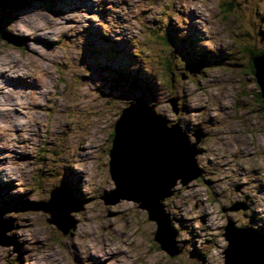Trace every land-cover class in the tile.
I'll use <instances>...</instances> for the list:
<instances>
[{
  "label": "rangeland",
  "instance_id": "rangeland-1",
  "mask_svg": "<svg viewBox=\"0 0 264 264\" xmlns=\"http://www.w3.org/2000/svg\"><path fill=\"white\" fill-rule=\"evenodd\" d=\"M31 19L56 29L50 43L21 42L15 25ZM251 51H264V0H0V62L20 67L0 70V83L11 85L0 103L12 102L11 112L0 110V229L11 226L0 234V264H225L230 221L264 231V111ZM200 62L196 74L187 68ZM138 98L169 124L207 133L198 144L202 175L179 181L163 201L182 248L174 256L154 239L146 209L102 198L115 189V122ZM25 107L30 131L18 133ZM58 186L80 208L68 214L67 233L43 210ZM240 202L245 209H231Z\"/></svg>",
  "mask_w": 264,
  "mask_h": 264
},
{
  "label": "water",
  "instance_id": "water-1",
  "mask_svg": "<svg viewBox=\"0 0 264 264\" xmlns=\"http://www.w3.org/2000/svg\"><path fill=\"white\" fill-rule=\"evenodd\" d=\"M252 64L254 79L264 100V56H254ZM202 67L201 62L196 69L187 66L194 74ZM177 101L176 97L167 101L172 104L174 113L179 112ZM206 135L201 128L189 134L179 122L169 124L155 104L140 98L123 108L115 122L109 150L110 174L115 189L102 198L110 204L122 199L131 200L139 208L146 209L148 218L157 224L154 239L171 256L179 254L182 248L175 246L176 233L171 231V219L163 201L174 192L173 187L179 181L186 184L202 175L197 154L198 144ZM191 136L196 138L195 141ZM71 193V189L58 186L43 205V210L51 215L48 222L55 223L64 233L72 225V222L68 226L65 224L66 221L69 223L68 214L80 209L69 204L73 202ZM231 208L243 210L245 204L240 202ZM9 229L11 226L0 229V234L4 235ZM224 236L228 240L224 250L225 264H264V233L250 227H234L230 221Z\"/></svg>",
  "mask_w": 264,
  "mask_h": 264
},
{
  "label": "bare ground",
  "instance_id": "bare-ground-1",
  "mask_svg": "<svg viewBox=\"0 0 264 264\" xmlns=\"http://www.w3.org/2000/svg\"><path fill=\"white\" fill-rule=\"evenodd\" d=\"M85 10V9H84ZM83 11V10H82ZM84 12V11H83ZM21 15H18V16H16V18L17 19H19V17H20ZM33 20H35L36 22H33L32 21V19L31 20H28L26 23L25 22H23V25L21 24V25H19V24H16V25H19L20 26V28L18 27V26H16L15 25V23H14V25H15V29L16 30H18V31H20L21 33L20 34H22V37L21 38H23L22 39V43L23 44H25V45H30V44H32V43H34V40H37V41H40V42H44V43H46V44H48V43H50L52 40V35H54V31H56V29L54 30H52L51 29V31H49L48 29V27H46V25L45 24H43V23H38V21L36 20V19H33ZM77 20V19H76ZM76 20H74L73 19V21L75 22V23H77V22H80V20L78 19V21H76ZM17 21V20H16ZM66 21V20H65ZM61 23V22H60ZM59 24V23H58ZM62 24H63V22H62ZM22 27H26L27 28V30L26 31H24L23 29H22ZM12 28H14V27H12ZM56 28V27H55ZM25 29V28H24ZM67 30V29H66ZM14 32H17V31H14ZM66 33V32H65ZM17 35V34H16ZM21 40V39H20ZM30 41V42H29ZM30 43V44H27V43ZM35 47H36V45H34V46H32L30 49H32V50H35ZM27 48V47H26ZM37 50H39V48L37 47L36 48ZM31 51V50H30ZM37 56V55H36ZM40 56V55H39ZM3 61V60H2ZM19 63H17V62H14V61H12V62H8L7 64L6 63H1L0 62V70H1V68L3 69V67H4V65H9V66H11V67H8V69H3L4 71H7V70H14L15 72H16V70L14 69V68H18L19 67V65H18ZM20 68V67H19ZM18 70V69H17ZM3 74H6L5 72H3ZM196 74V73H195ZM8 75V74H7ZM47 75V74H46ZM2 77V76H1ZM46 78V77H45ZM44 82V81H43ZM48 82V81H47ZM37 83V85H38V90H36V91H39V92H47L48 91V86H46V85H44L43 83H42V81L40 80V81H37L36 82ZM49 83H51V82H49ZM48 84V83H47ZM8 87V89H10V87H11V85L10 84H4V83H0V95H3L6 91H5V88H7ZM7 89V90H8ZM34 90V89H33ZM8 91H10V90H8ZM42 92L40 93V94H42ZM26 95H27V93H26ZM1 97V96H0ZM24 97V96H23ZM26 97H28V96H26ZM2 98H4V97H2ZM25 98V97H24ZM19 99V98H18ZM26 99V98H25ZM11 100H12V97H11ZM13 102H15V99H13ZM19 102H21V101H19ZM18 102V103H19ZM17 103V104H18ZM7 104H12V102L10 103V101H7L6 99H3L2 100V103H0V110L2 109V110H6V111H8V112H11V109L12 108H10V107H8V105ZM21 104V103H20ZM36 103H34L33 105H35ZM35 106H40L41 107V105L38 103V104H36ZM155 108H156V105H155ZM31 109V108H30ZM15 110V109H14ZM18 110V116L19 115H21L22 114V117L19 119V118H17V119H19V120H16V121H18L17 123H18V125L16 124V122H14V124L15 125H17V130H18V133L19 132H21V131H23V130H26V129H24L25 128V126L27 127V124H25L23 121H22V119L23 118H27V115H26V113H28L29 112V110H27V108L25 107V108H22V109H17ZM17 112V111H16ZM20 112V113H19ZM33 123V122H32ZM31 125V124H30ZM36 125V124H35ZM38 125V124H37ZM29 126V125H28ZM37 130V129H36ZM26 131H30V130H26ZM28 133V132H27ZM28 135V134H27ZM10 170H11V168H10ZM6 172H8V171H6L5 170V172L4 173H6ZM12 172V171H11ZM7 174V173H6ZM14 176V175H13ZM81 176V175H80ZM83 181V180H82ZM11 184H14L15 185V183H12V182H10V181H7V185H11ZM187 184V183H186ZM81 185V184H80ZM183 185H185V184H183ZM175 192V191H174ZM174 192L171 194V195H168L167 197H170V196H172L173 194H174ZM166 197V198H167ZM165 198V199H166ZM164 199V200H165ZM232 209V208H231ZM72 225H73V221H72ZM72 227V226H71ZM18 232V234H20V231H18V230H16L15 231V233H17ZM85 235H87L88 234V232H86V233H84ZM17 235V234H16ZM90 240V239H89ZM89 240H87V241H85L84 243V247H85V249L87 250V252H89L90 254H92L93 256H100L99 255V253H97V252H99L97 249H95L94 248V246H95V244H93L92 242H90ZM93 241V240H92ZM95 243V242H94ZM83 245V244H82ZM84 247H82V248H84ZM100 249V251H102V249H103V247L102 248H99ZM55 253H57V252H52V253H50L49 254V256H51V255H54L55 256ZM44 255V257L46 256L45 254H43ZM55 258H56V256H55ZM104 259V258H103ZM110 261L108 260V262L107 263H109ZM111 264V263H110Z\"/></svg>",
  "mask_w": 264,
  "mask_h": 264
},
{
  "label": "trees",
  "instance_id": "trees-1",
  "mask_svg": "<svg viewBox=\"0 0 264 264\" xmlns=\"http://www.w3.org/2000/svg\"><path fill=\"white\" fill-rule=\"evenodd\" d=\"M3 1H5L6 3L7 2H9L10 0H3ZM251 53H252V55L249 57V67L250 68H248V70H250V72H252L253 74H254V68H253V64H252V59H253V57L254 56H264V51L262 52V51H251ZM195 58H200L199 56H197V57H195ZM202 59V58H201ZM255 96H256V100H257V102H259L260 103V109L262 110V111H264V100H263V98H262V96H261V93H260V91H259V86H258V90L256 89V93H255ZM113 136V135H112ZM257 231H259V232H262V233H264V231H262V230H258V229H256Z\"/></svg>",
  "mask_w": 264,
  "mask_h": 264
},
{
  "label": "flooded vegetation",
  "instance_id": "flooded-vegetation-1",
  "mask_svg": "<svg viewBox=\"0 0 264 264\" xmlns=\"http://www.w3.org/2000/svg\"><path fill=\"white\" fill-rule=\"evenodd\" d=\"M196 59L198 60V59H201V58H196Z\"/></svg>",
  "mask_w": 264,
  "mask_h": 264
},
{
  "label": "clouds",
  "instance_id": "clouds-1",
  "mask_svg": "<svg viewBox=\"0 0 264 264\" xmlns=\"http://www.w3.org/2000/svg\"><path fill=\"white\" fill-rule=\"evenodd\" d=\"M255 230H256V228H255Z\"/></svg>",
  "mask_w": 264,
  "mask_h": 264
}]
</instances>
